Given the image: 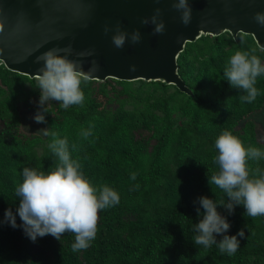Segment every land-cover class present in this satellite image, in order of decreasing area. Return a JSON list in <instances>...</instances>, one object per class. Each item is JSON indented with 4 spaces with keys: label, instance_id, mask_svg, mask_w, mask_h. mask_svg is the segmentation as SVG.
Here are the masks:
<instances>
[{
    "label": "trees",
    "instance_id": "obj_1",
    "mask_svg": "<svg viewBox=\"0 0 264 264\" xmlns=\"http://www.w3.org/2000/svg\"><path fill=\"white\" fill-rule=\"evenodd\" d=\"M236 51L264 63V51L248 35L200 37L186 43L176 59L177 74L191 95L159 82L90 80L81 84L82 105L65 110L51 101L44 123L34 120L36 81L0 63V220L8 208L15 214L24 167L45 174L55 170L59 161L48 147L52 133L67 138L71 158L94 188L107 186L120 196L118 205L98 213L96 236L86 250L72 251V233L59 241L46 235L32 242L22 228L0 225V264H264V216H248L243 205L232 215L217 208L231 225L224 235L245 232V239L237 237L234 255L222 254L216 245L193 244V224L204 213L200 208L197 214V198L217 204L228 199L208 184L219 172L218 136L229 131L246 149L264 151V75L256 79V98L241 101L247 93L231 88L223 76ZM26 115L49 135L31 131ZM90 126L92 135L84 139L81 131ZM247 167L250 178H260L264 158L248 159ZM16 223H22L18 216Z\"/></svg>",
    "mask_w": 264,
    "mask_h": 264
},
{
    "label": "clouds",
    "instance_id": "obj_2",
    "mask_svg": "<svg viewBox=\"0 0 264 264\" xmlns=\"http://www.w3.org/2000/svg\"><path fill=\"white\" fill-rule=\"evenodd\" d=\"M173 9L180 12L181 23L185 26L192 19L191 8L187 0H176ZM161 10H154L150 18H144L142 25H154L153 35H162L165 31L163 20L160 19ZM253 20L264 27V12H256ZM114 32L111 40L117 49H122L127 41L137 44L141 41L139 30L130 34L122 31L119 23L114 27L104 26V34ZM243 35V33H241ZM71 46L64 48H51L36 57V63H43V67L33 75L36 89L39 90L38 112L34 116L37 123L45 122V113L51 101H57L65 110L71 105H82L84 93L81 84L87 83L93 73L98 71V65L92 61L87 71L79 61L68 59L72 55ZM63 53V55H61ZM94 52L89 50L78 54L80 57L91 56ZM131 70H134L132 66ZM264 75V63L248 51H236L228 60L223 71L225 80L231 88L239 92L240 100L251 103L258 95L255 87L256 79ZM47 105V107H45ZM45 136L49 135L48 129H42ZM92 135L89 129H82L81 136L87 139ZM53 142L48 145L55 157L58 158L54 171L45 174L34 168L22 169V183L15 189V196L19 205L13 213L11 208L4 211L0 225L7 224L13 229L20 227L25 236L32 242L37 238L51 235L60 240L65 233L75 235L72 251L86 250L95 238L98 224V213L108 207L118 205L119 194L113 189L103 186L99 191L94 188L84 177L80 170L81 165L71 158L67 138L57 139L52 133ZM73 145V149H75ZM217 155L214 158L219 166V172L208 178V184H214L225 194L227 202L220 204L207 197H198L194 203L200 207L196 209L200 215V208L204 209L202 219L193 224V244L210 248L216 245L223 254L234 255L240 247V240L245 239L243 229L236 235H224L231 227L227 218L222 216L218 207H223L232 215L235 207L243 205L245 213L250 217L264 216V173L260 178H250L247 167L248 159L264 158V151L258 148H245L242 142L229 131H224L215 140ZM259 171V170H257ZM136 177L133 174L132 179ZM16 216L22 222L16 223ZM215 234V235H214ZM217 235H222L219 241Z\"/></svg>",
    "mask_w": 264,
    "mask_h": 264
},
{
    "label": "water",
    "instance_id": "obj_3",
    "mask_svg": "<svg viewBox=\"0 0 264 264\" xmlns=\"http://www.w3.org/2000/svg\"><path fill=\"white\" fill-rule=\"evenodd\" d=\"M176 0H0V63L10 72L33 79L43 63L36 57L51 48L71 46L70 60L82 63L85 71L92 61L98 65L91 81L159 82L191 95L177 74L176 59L186 43L200 37L228 33L232 39L243 33L264 51V27L253 16L264 12V0H187L192 19L187 26ZM161 10L165 31L153 35L154 25H142L154 10ZM131 33L139 30L141 41L126 40L117 49L104 34V26ZM92 50L91 56H78ZM63 55V53H61ZM134 66V70H131Z\"/></svg>",
    "mask_w": 264,
    "mask_h": 264
},
{
    "label": "rangeland",
    "instance_id": "obj_4",
    "mask_svg": "<svg viewBox=\"0 0 264 264\" xmlns=\"http://www.w3.org/2000/svg\"><path fill=\"white\" fill-rule=\"evenodd\" d=\"M25 125V124H24ZM26 125L31 129V131H40V126L39 125H36L34 124V121L31 119V116L29 115H26ZM35 150V154L34 156L37 157L41 154V151L39 149V147L36 146V148L34 149ZM20 179L23 180V177H22V172H21V176H20Z\"/></svg>",
    "mask_w": 264,
    "mask_h": 264
}]
</instances>
